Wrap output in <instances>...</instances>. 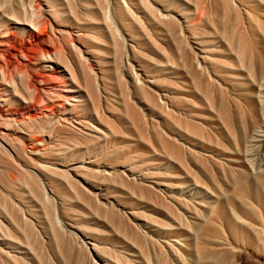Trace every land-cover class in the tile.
Instances as JSON below:
<instances>
[{"label":"rangeland","instance_id":"rangeland-1","mask_svg":"<svg viewBox=\"0 0 264 264\" xmlns=\"http://www.w3.org/2000/svg\"><path fill=\"white\" fill-rule=\"evenodd\" d=\"M257 61L264 0H0V264H264Z\"/></svg>","mask_w":264,"mask_h":264},{"label":"bare ground","instance_id":"bare-ground-1","mask_svg":"<svg viewBox=\"0 0 264 264\" xmlns=\"http://www.w3.org/2000/svg\"><path fill=\"white\" fill-rule=\"evenodd\" d=\"M256 65L257 68L259 67L258 72H262V76H260L262 78V81L260 84L261 95L259 101L262 107L264 108V70H263V66H261V62L257 61ZM249 141L252 146H256L258 144L264 145V114L261 118V122L259 123V126L253 130Z\"/></svg>","mask_w":264,"mask_h":264}]
</instances>
